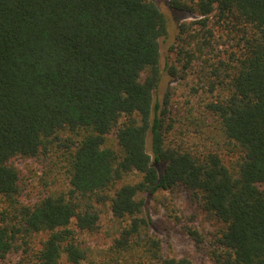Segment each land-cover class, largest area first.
<instances>
[{"label": "trees", "instance_id": "1", "mask_svg": "<svg viewBox=\"0 0 264 264\" xmlns=\"http://www.w3.org/2000/svg\"><path fill=\"white\" fill-rule=\"evenodd\" d=\"M170 5L199 17L180 23L169 48L183 69L211 64L212 23L221 46L233 43L205 105L216 149L169 139L171 89L159 88L170 21L155 0H0V264L20 250L14 264H193L165 255L152 232L148 199L177 190L224 223L208 248L212 264H264V0ZM165 70L174 79L181 71L169 61ZM220 149L235 156L231 167ZM31 160L47 192L24 202L20 164ZM56 170L63 189L52 188ZM106 213L118 232L98 258L79 233Z\"/></svg>", "mask_w": 264, "mask_h": 264}, {"label": "rangeland", "instance_id": "2", "mask_svg": "<svg viewBox=\"0 0 264 264\" xmlns=\"http://www.w3.org/2000/svg\"><path fill=\"white\" fill-rule=\"evenodd\" d=\"M166 12L170 21L169 34L162 36L161 42V65L164 70V81L159 88L160 95L171 89V98L167 108V121L172 125L169 139L174 143L197 144L203 151L216 149L221 142L219 132L212 124V119L206 110V102L212 98L211 82L215 79L214 68L218 65L219 56H228L233 49V43L220 45L219 35L222 30L214 27L216 39H213V47L206 50V58L210 63L202 59H195L193 65L183 69L184 61L178 56V49L170 51V45L176 41L179 25L181 22L198 19L197 14L192 12H177L171 5L170 0H155ZM224 33L226 31L224 30ZM177 42V48H179ZM182 60V61H180ZM175 63L181 69L179 76L175 79L166 74V63ZM114 139V136H111ZM225 163L231 167L235 156L227 150L220 149ZM51 164L49 162L48 167ZM23 174L29 181L28 188L23 195L24 202H34L46 194L42 177L45 170L40 163L27 161L20 164ZM50 173V172H49ZM51 174V173H50ZM49 179L59 178L57 184L52 188H65L64 176L56 170ZM264 189V184L261 185ZM149 209L152 213L154 223L152 232L156 234L163 245V252L168 256L188 257L193 264H212L208 255L213 234L224 227V223L213 218L199 205L198 201L186 191L177 190L175 193H162L157 197L148 199ZM3 203L0 201V209ZM190 229H197L203 236V242L197 243L190 234ZM118 224L113 221L111 215L104 214L100 227L94 231L79 233L81 238L98 255L112 244L113 237L117 235ZM47 238L46 233L34 236V247L38 248L40 242ZM21 251L8 255L6 262L16 263L21 257ZM98 258L101 256L98 255ZM64 264L65 259L63 260Z\"/></svg>", "mask_w": 264, "mask_h": 264}]
</instances>
